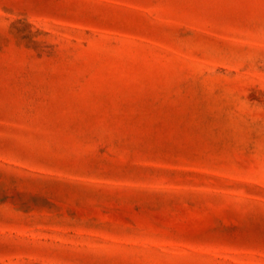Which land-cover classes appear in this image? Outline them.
Instances as JSON below:
<instances>
[{
	"label": "rangeland",
	"instance_id": "rangeland-1",
	"mask_svg": "<svg viewBox=\"0 0 264 264\" xmlns=\"http://www.w3.org/2000/svg\"><path fill=\"white\" fill-rule=\"evenodd\" d=\"M0 264H264V0H0Z\"/></svg>",
	"mask_w": 264,
	"mask_h": 264
}]
</instances>
